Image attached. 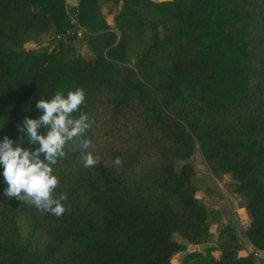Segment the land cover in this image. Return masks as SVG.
<instances>
[{
	"label": "trees",
	"instance_id": "trees-1",
	"mask_svg": "<svg viewBox=\"0 0 264 264\" xmlns=\"http://www.w3.org/2000/svg\"><path fill=\"white\" fill-rule=\"evenodd\" d=\"M68 4L0 0V141L19 140L39 99L79 87L83 138L102 161L85 168L78 140L66 144L53 166L68 197L59 217L9 199L0 165V264H175L184 251L181 264H264V0ZM51 32L46 48H26ZM197 149L215 177L231 175L242 230L199 198Z\"/></svg>",
	"mask_w": 264,
	"mask_h": 264
},
{
	"label": "clouds",
	"instance_id": "clouds-1",
	"mask_svg": "<svg viewBox=\"0 0 264 264\" xmlns=\"http://www.w3.org/2000/svg\"><path fill=\"white\" fill-rule=\"evenodd\" d=\"M84 104L86 91L79 87L67 95L57 92L50 100L41 98L35 106L42 114L36 119L24 118L18 126L22 133L19 140L5 136L0 141V165L7 183L4 194L9 199L15 197L42 213L58 217L68 210L67 194L56 195L60 180L53 167L65 156L66 144L78 140L82 149L80 159L85 168L95 167L102 161L100 154L89 151L93 147L92 141L83 138L92 126L89 114L81 111ZM25 137L28 147L24 146ZM114 163L120 165L122 161L117 157Z\"/></svg>",
	"mask_w": 264,
	"mask_h": 264
},
{
	"label": "rangeland",
	"instance_id": "rangeland-1",
	"mask_svg": "<svg viewBox=\"0 0 264 264\" xmlns=\"http://www.w3.org/2000/svg\"><path fill=\"white\" fill-rule=\"evenodd\" d=\"M68 2V1H67ZM69 3V2H68ZM69 5V4H68ZM107 10V6H105L104 11ZM68 11L75 16L77 19V14L72 12L71 9L69 8ZM55 40V37L53 33L45 34L42 37V43H35V42H30L26 48H32L36 50H41L49 46L53 41ZM82 39H78L77 44L79 47V50L86 56L90 57L92 56V53L89 49V47L86 45V42H83ZM193 161L196 165L197 169V176L195 179V182L198 186L199 189V198L208 205L209 207H215L218 208L220 205H224V211H223V217L224 221H231L232 223H237L239 226V229L242 230L244 227L243 224V219L241 218V213L239 211L236 212L234 215L233 212L231 211V202L235 199L239 206L243 208L240 205V197L237 195L236 191L234 190V184H233V179L231 178L230 174H225L220 178L215 177L211 171L209 170L203 155L201 154L200 150H196L195 154L193 155ZM220 192L222 194V198L218 196L216 192ZM226 205V206H225ZM235 218V221L232 219ZM222 222H217L214 223L212 227V239L209 243V245H212L215 243V239L217 237V234L220 230ZM177 239L182 241V238L179 235H176ZM192 246L189 245V250ZM205 245H199L196 248L204 252L205 250ZM186 251L180 252L176 254L173 257V262L175 264H181L183 258L186 255ZM196 258H193L190 260L189 264H195Z\"/></svg>",
	"mask_w": 264,
	"mask_h": 264
},
{
	"label": "built area",
	"instance_id": "built-area-1",
	"mask_svg": "<svg viewBox=\"0 0 264 264\" xmlns=\"http://www.w3.org/2000/svg\"><path fill=\"white\" fill-rule=\"evenodd\" d=\"M70 20H71V23L73 24V33L77 35L78 37H84L88 32L87 27L84 25H81L79 21L77 20V18L73 16L71 13H70ZM254 255L258 259H261L262 257H264V250L254 248Z\"/></svg>",
	"mask_w": 264,
	"mask_h": 264
},
{
	"label": "crops",
	"instance_id": "crops-1",
	"mask_svg": "<svg viewBox=\"0 0 264 264\" xmlns=\"http://www.w3.org/2000/svg\"><path fill=\"white\" fill-rule=\"evenodd\" d=\"M67 1L72 6H75L77 4V0H67ZM230 207H231V211L233 212L234 215L236 214L237 211H239L241 213V218L243 219V224L247 225V223H248V214L246 212V209L244 207L241 208L239 206L238 202L235 199L231 202V206ZM232 219L235 221V218H232ZM261 260L264 261V257H262Z\"/></svg>",
	"mask_w": 264,
	"mask_h": 264
}]
</instances>
